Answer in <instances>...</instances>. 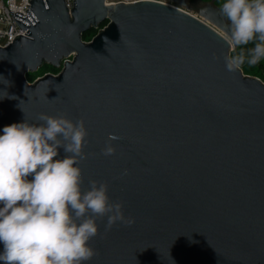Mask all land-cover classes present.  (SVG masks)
<instances>
[{"label":"water","instance_id":"water-1","mask_svg":"<svg viewBox=\"0 0 264 264\" xmlns=\"http://www.w3.org/2000/svg\"><path fill=\"white\" fill-rule=\"evenodd\" d=\"M108 1L9 11L28 36L0 48V134L40 114L84 121L82 188L106 183L134 219H98L85 264H264V83L225 69L217 0ZM45 64L62 71L28 83Z\"/></svg>","mask_w":264,"mask_h":264},{"label":"clouds","instance_id":"clouds-1","mask_svg":"<svg viewBox=\"0 0 264 264\" xmlns=\"http://www.w3.org/2000/svg\"><path fill=\"white\" fill-rule=\"evenodd\" d=\"M220 13L232 52L224 57L225 69L238 72L264 60V0H223ZM37 119L42 123L25 119L0 134V262L85 264L98 255L90 245L98 219L106 217V230L118 222L131 226L134 219L110 200L106 183L93 180L82 188L84 121L47 114ZM118 139L109 134L101 154L114 155L111 141Z\"/></svg>","mask_w":264,"mask_h":264},{"label":"built area","instance_id":"built-area-1","mask_svg":"<svg viewBox=\"0 0 264 264\" xmlns=\"http://www.w3.org/2000/svg\"><path fill=\"white\" fill-rule=\"evenodd\" d=\"M30 1L31 0H0V48L8 47L19 36H24V37L28 36L25 34L28 31V29L24 30L23 28H20L16 20L12 16L11 12L9 11H12L13 13L19 12L22 13L24 16H26L27 15L26 10H28L29 6L31 5ZM64 1H66L65 2L66 7L69 10L73 9L74 0H64ZM65 60L72 61L74 59L73 57H70ZM65 60L62 63V67L64 65ZM61 71L62 68H60V72Z\"/></svg>","mask_w":264,"mask_h":264},{"label":"rangeland","instance_id":"rangeland-1","mask_svg":"<svg viewBox=\"0 0 264 264\" xmlns=\"http://www.w3.org/2000/svg\"><path fill=\"white\" fill-rule=\"evenodd\" d=\"M109 2L114 3V2H118V0H109ZM187 2L189 4V8H197V7H200L202 5L211 3L212 0H207L206 2H204L202 0H187ZM182 9L198 18V14L193 9H191V10L185 9V8H182ZM108 23L109 22L105 21L99 26L98 29H91L88 32L84 33L82 36V40L86 43L91 42L99 34L100 30H103L108 25ZM231 54H232V52H231ZM51 68H52V66L45 64L41 68H39L37 70V72L27 73L26 80L28 81V83L32 84L37 79L45 76L46 74H50V73L53 75L59 74L60 68H56V69H58L56 71L51 69Z\"/></svg>","mask_w":264,"mask_h":264},{"label":"trees","instance_id":"trees-1","mask_svg":"<svg viewBox=\"0 0 264 264\" xmlns=\"http://www.w3.org/2000/svg\"><path fill=\"white\" fill-rule=\"evenodd\" d=\"M204 2H206L207 0H202ZM223 3V0H217L215 2V5L220 9L221 4ZM108 22V21H106ZM252 45H248L247 47H251ZM240 49H237V51H239ZM51 69L53 70H58L54 67H52ZM243 73L246 76H250V77H256L259 78L260 80H262V82L264 83V60H262L260 63L253 65V66H249L248 64H245L242 69Z\"/></svg>","mask_w":264,"mask_h":264}]
</instances>
